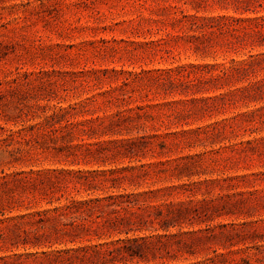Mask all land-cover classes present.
I'll list each match as a JSON object with an SVG mask.
<instances>
[{"label":"rangeland","instance_id":"1","mask_svg":"<svg viewBox=\"0 0 264 264\" xmlns=\"http://www.w3.org/2000/svg\"><path fill=\"white\" fill-rule=\"evenodd\" d=\"M0 264H264V0H0Z\"/></svg>","mask_w":264,"mask_h":264}]
</instances>
